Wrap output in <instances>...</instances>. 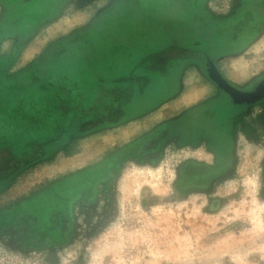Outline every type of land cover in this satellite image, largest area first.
Returning a JSON list of instances; mask_svg holds the SVG:
<instances>
[{
    "label": "rangeland",
    "instance_id": "rangeland-1",
    "mask_svg": "<svg viewBox=\"0 0 264 264\" xmlns=\"http://www.w3.org/2000/svg\"><path fill=\"white\" fill-rule=\"evenodd\" d=\"M107 13L99 30L112 25L110 46L130 58L100 56L113 72L177 43L212 57L236 87L264 76V0H0V91ZM132 77L143 108L71 136L67 154L0 193V264H264V103L228 113L203 62L159 89L154 75Z\"/></svg>",
    "mask_w": 264,
    "mask_h": 264
},
{
    "label": "trees",
    "instance_id": "trees-1",
    "mask_svg": "<svg viewBox=\"0 0 264 264\" xmlns=\"http://www.w3.org/2000/svg\"><path fill=\"white\" fill-rule=\"evenodd\" d=\"M111 13L53 44L15 74L10 80L17 89L0 91V193L16 176L56 151L67 154L71 136L118 124L128 110L143 108L135 96L134 72L156 76L159 89L180 66L202 58L201 52L172 43L141 53L129 65L123 62L121 72H113L99 62L100 56L130 58L122 53L127 48L123 43L115 41L110 46L115 37L112 25L107 23L99 30ZM100 73H117L125 79L117 84L89 80Z\"/></svg>",
    "mask_w": 264,
    "mask_h": 264
},
{
    "label": "water",
    "instance_id": "water-1",
    "mask_svg": "<svg viewBox=\"0 0 264 264\" xmlns=\"http://www.w3.org/2000/svg\"><path fill=\"white\" fill-rule=\"evenodd\" d=\"M208 78L225 94L235 105H252L264 99V78L250 91H240L226 82L211 61H207Z\"/></svg>",
    "mask_w": 264,
    "mask_h": 264
},
{
    "label": "flooded vegetation",
    "instance_id": "flooded-vegetation-1",
    "mask_svg": "<svg viewBox=\"0 0 264 264\" xmlns=\"http://www.w3.org/2000/svg\"><path fill=\"white\" fill-rule=\"evenodd\" d=\"M199 52H201V54H202V58L201 59H194V60H191V61H196V62H203V68H204V71H205V73H206V75H207V70H208V68H207V61L209 60V61H211L213 64H214V66H215V63H214V59L212 58V57H210L209 55H207L205 52H203V51H199ZM190 62V61H189ZM216 67V66H215ZM217 69V68H216ZM218 70V69H217ZM218 72H219V70H218ZM220 73V72H219ZM220 75L222 76V74L220 73ZM207 77H208V75H207ZM223 77V76H222ZM264 78V76H262V77H258L257 78V80H256V82L253 84V86L251 87V88H249V89H242V88H239V87H236V86H234V85H232L231 83H229L224 77H223V79L226 81V82H228L231 86H233V87H235L236 89H238V90H240V91H250V90H252V88L259 82V81H261L262 79ZM214 84V83H213ZM214 86H215V88H217V90H218V92H219V94L220 95H223V96H225V97H227V99H228V101H229V103H227V105L225 106L226 107V109H227V112L229 113H231L232 112V110L233 109H235V108H239V107H254V106H256V105H258V104H261V103H264V99L263 100H260L259 102H256V103H254V104H252V105H235V104H233L232 103V101H231V99L229 98V96L227 95V94H225L223 91H221L220 89H218V87L214 84ZM211 113V112H210ZM198 114H199V112H198ZM227 115H229V114H227ZM205 117H207V118H209V119H212V120H215V119H217V117H216V114L214 115L213 113L212 114H209V112L205 115ZM228 116H226V118H227ZM187 119H189V117L187 118ZM179 127H180V129H179ZM179 127H176V131H177V133H179V134H183L184 135V132H183V129L181 128V125L179 126ZM172 129H173V127H172ZM174 130V129H173Z\"/></svg>",
    "mask_w": 264,
    "mask_h": 264
},
{
    "label": "crops",
    "instance_id": "crops-1",
    "mask_svg": "<svg viewBox=\"0 0 264 264\" xmlns=\"http://www.w3.org/2000/svg\"><path fill=\"white\" fill-rule=\"evenodd\" d=\"M235 56H237V55H235ZM236 58H237V57H236ZM219 71H220V70H219ZM220 73L222 74V72H220ZM171 76H172V75H171ZM171 76H170V77H171ZM222 76H223L225 79L228 80V78H226V76H224V74H222ZM228 81H229V80H228ZM166 119H167V118H166ZM169 120H171V119H167L166 122L169 121ZM167 123H168V122H167ZM159 128L161 129L162 127H159Z\"/></svg>",
    "mask_w": 264,
    "mask_h": 264
}]
</instances>
